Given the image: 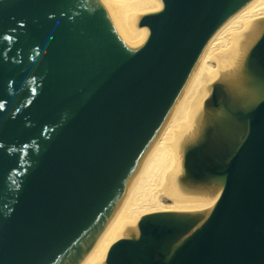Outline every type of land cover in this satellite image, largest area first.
I'll return each instance as SVG.
<instances>
[{
  "label": "water",
  "instance_id": "1",
  "mask_svg": "<svg viewBox=\"0 0 264 264\" xmlns=\"http://www.w3.org/2000/svg\"><path fill=\"white\" fill-rule=\"evenodd\" d=\"M0 0V264H71L122 197L219 28L251 0ZM264 87V32L243 63ZM205 126L180 149L187 181H225L207 220L153 213L119 222L106 264H264V98L214 85Z\"/></svg>",
  "mask_w": 264,
  "mask_h": 264
},
{
  "label": "bare ground",
  "instance_id": "2",
  "mask_svg": "<svg viewBox=\"0 0 264 264\" xmlns=\"http://www.w3.org/2000/svg\"><path fill=\"white\" fill-rule=\"evenodd\" d=\"M114 14L129 39L135 30L122 13L135 15L143 8L160 10L158 0H100ZM264 32V0H251L231 16L215 33L201 56L188 84L171 110L154 141L125 184L121 199L97 221L88 238L94 236L84 255L82 243L71 264H106V242L119 222H134L153 213H199L209 217L225 181L213 180L203 187L187 181L181 169L180 149L191 145L205 126L206 107L214 85L226 83L238 103L264 98V87L254 92L246 83L243 63ZM168 202V203H167Z\"/></svg>",
  "mask_w": 264,
  "mask_h": 264
},
{
  "label": "rangeland",
  "instance_id": "3",
  "mask_svg": "<svg viewBox=\"0 0 264 264\" xmlns=\"http://www.w3.org/2000/svg\"><path fill=\"white\" fill-rule=\"evenodd\" d=\"M168 203V202H167Z\"/></svg>",
  "mask_w": 264,
  "mask_h": 264
}]
</instances>
